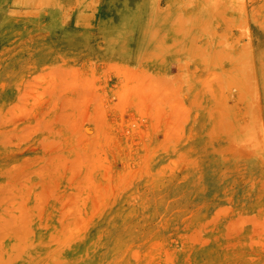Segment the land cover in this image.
I'll return each mask as SVG.
<instances>
[{"label": "rangeland", "instance_id": "rangeland-1", "mask_svg": "<svg viewBox=\"0 0 264 264\" xmlns=\"http://www.w3.org/2000/svg\"><path fill=\"white\" fill-rule=\"evenodd\" d=\"M0 264H264V0H0Z\"/></svg>", "mask_w": 264, "mask_h": 264}]
</instances>
